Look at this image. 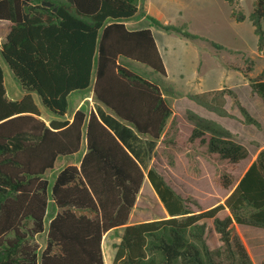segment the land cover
<instances>
[{"label": "trees", "instance_id": "obj_1", "mask_svg": "<svg viewBox=\"0 0 264 264\" xmlns=\"http://www.w3.org/2000/svg\"><path fill=\"white\" fill-rule=\"evenodd\" d=\"M138 11V0H0V20L11 22L0 56L26 91L19 100L7 97L0 63V264H105L103 238L119 227L111 264H253L234 225L264 228V148L235 182L232 171L249 149L219 122L187 110V144L215 162L224 187L234 185L223 203L199 211L149 166L158 144L177 146L178 127L164 96L173 90L128 63L167 75L151 24H126ZM231 15L251 21L263 51L264 0H253L248 15L234 8ZM149 18L166 31L198 38L185 25ZM250 70L245 75L264 103V69L255 77ZM75 91H92L94 105L82 104L70 120ZM32 93L56 119L40 118ZM226 96L245 123L261 127L229 87L189 94L204 108L232 116ZM83 144L78 166L45 177L59 156L74 155ZM145 178L167 216L128 223ZM51 203L58 211L46 225ZM208 219L221 248L207 241Z\"/></svg>", "mask_w": 264, "mask_h": 264}, {"label": "rangeland", "instance_id": "obj_2", "mask_svg": "<svg viewBox=\"0 0 264 264\" xmlns=\"http://www.w3.org/2000/svg\"><path fill=\"white\" fill-rule=\"evenodd\" d=\"M138 6V14L133 19L126 21V24L132 28L151 24L167 62L171 81L176 87H181V81L184 79L185 86H188L187 89L176 90L172 95L167 94V102L174 107L172 121L178 127L177 146L158 144L149 166L154 167L178 194L189 198L191 201L190 206L194 211L223 203L234 185L224 187L219 178V170L215 162L201 153L199 148L187 144L186 139L191 131L192 123L187 118L186 112L192 110L221 123L231 130L238 141L249 149V156L239 162L232 171L235 182H237L249 164L255 159L260 149L264 148V107L261 100H258V96H255V93L251 90L252 99L256 98L252 102V112L254 117L261 123V127H257L244 122V117L231 96H226L225 108L232 116H220L196 103L189 97V94L195 93L192 90L199 91L204 88V82H198L192 75L197 70V61L201 60L202 67L204 66L205 69L215 67V69L220 70V66H222L223 75L207 81L209 84L222 87L232 85L236 87V91L242 96L243 102H247V91L250 90L249 88L244 90V87H241L239 83L237 84L234 74L240 76L237 71L245 73L247 68L250 67L252 71L250 72L251 76H249L255 77L259 72V68L264 67V51L259 52L257 50V43L255 46L257 37L250 21H237L231 16V11L234 8L248 15L253 9V0H138ZM149 17L157 19L163 25L177 27L185 25V29L197 35L198 38H187V40L176 32L166 31L154 24ZM165 20L168 22L167 24L164 23ZM0 33H2V30H0ZM185 41L196 48L192 49L190 46H186ZM212 42L222 46V50L217 48L219 50L218 55L213 53L216 47L211 44ZM234 48L241 49L246 53L243 55L236 52L235 54L236 50ZM187 49L190 51H187ZM256 52L261 54L262 57L260 58L255 54ZM234 58H237V60ZM245 58H247L246 62L240 60ZM128 63L145 76L155 81L159 80L164 84L162 75L149 67L133 61H128ZM4 67L6 68V80L10 71L5 64ZM238 79L240 78L238 77ZM90 92H86L87 95L90 96ZM84 103L89 108L94 105V100H88ZM40 105L48 114L53 115L41 103ZM73 107L74 103L70 97L68 111L71 112ZM61 163L62 158H59L54 169L48 171L45 177L52 180V177L55 176V169L60 167ZM149 187L150 189H148ZM142 190L143 192L139 194L137 199L134 218H137V221H146L166 217L167 213L147 178L143 183ZM51 204L50 209L54 207ZM228 213L229 211L226 209L221 211L219 216L224 217ZM206 225V238L209 245L213 248H221L222 242L219 233L213 226V220H206ZM121 230L122 228L112 230L103 239L106 264L112 262L116 244L120 241ZM234 232L240 236L253 264H261L264 260V228L235 224ZM45 240L46 232L37 237L40 248L44 247Z\"/></svg>", "mask_w": 264, "mask_h": 264}, {"label": "crops", "instance_id": "obj_3", "mask_svg": "<svg viewBox=\"0 0 264 264\" xmlns=\"http://www.w3.org/2000/svg\"><path fill=\"white\" fill-rule=\"evenodd\" d=\"M250 13V12H249ZM232 16V15H231ZM233 17V16H232ZM133 19V18H132ZM244 20H249L248 18H245ZM244 20H242V21H244ZM250 21V20H249ZM128 23V22H127ZM164 23H168L166 20H165V22ZM250 23H251V21H250ZM252 24V23H251ZM128 25V24H127ZM10 26H11V22L9 21V20H0V30H2V33H0V45H1V43L5 40V37H6V35L8 34V32H9V29H10ZM253 26V25H252ZM129 28H131V29H135L134 27L132 28V27H130V26H128ZM152 29V28H151ZM152 31H153V29H152ZM253 31H254V26H253ZM153 33H154V31H153ZM178 34V33H177ZM254 34H255V32H254ZM178 35H180V34H178ZM256 35V34H255ZM154 36H155V33H154ZM180 36H182V35H180ZM182 37H184V36H182ZM256 37H257V35H256ZM185 39H187L186 37H184ZM155 39H156V37H155ZM196 39V38H195ZM258 39V38H257ZM188 40V39H187ZM156 43H157V45H158V48H159V50H160V53H161V55H162V57H163V60H164V63H165V66H166V71H167V75L166 76H162V81L164 82V85L167 87V88H169V89H171V90H173V92H175L176 90H178V91H181V90H184V89H187L188 88V86H185V81H184V79H182L183 81H181V87H176L175 85H174V83L171 81V77H170V72H169V68H168V65H167V62H166V60H165V57H164V55L162 54V50H161V48H160V46H159V44H158V42H157V40H156ZM256 43H257V41L255 42V46H256ZM185 45L186 46H190L192 49H194V48H196L194 45H190V43L188 42V41H185ZM202 47V46H201ZM221 50H222V48H220ZM235 49V48H234ZM166 50V49H165ZM197 50V49H196ZM236 51H235V54H236V52H238V53H242L243 55H244V53H246V52H244L243 50H241V49H235ZM258 50V49H257ZM187 51H190V50H188L187 49ZM264 51V50H263ZM259 52H262V51H259ZM213 53H215L216 55H218V53H219V50L217 49V48H214V52ZM252 53V52H251ZM189 54V53H188ZM255 54H257L260 58L262 57L261 56V54H259L258 52H256ZM183 55V54H182ZM235 60H237V58H234ZM246 59L247 58H245V59H240V60H242V62H246ZM133 62H135V61H133ZM0 63H1V66H2V69H3V75H4V85H5V89H6V95H7V97L9 98V99H12V100H19V99H21L24 95H25V93H26V91L24 90V89H22V87H21V85H20V83L15 79V77L13 76V74H12V72H11V70L9 69V67L7 66V64L2 60V58H1V56H0ZM136 63H138V62H136ZM4 64L7 66V68L9 69V71H10V73H9V76H8V78L5 80V67H4ZM193 65V64H192ZM197 70H196V72H195V74H192L193 75V77L198 81V82H204V88H202V90H199V91H197V90H192V91H194V92H202V91H207V90H212V89H218V88H221L222 86H217L216 84L215 85H211V84H209L207 81H209V80H211V79H213V78H215V77H219L220 75H223V73H222V66H220V70L219 69H215V67H209L208 69H205L204 68V66L202 67V61L201 60H198L197 61ZM224 68H226V67H224ZM223 68V69H224ZM241 68H242V66H241ZM261 68V69H260ZM259 68V72L257 73V75L258 74H260L262 71H263V69H264V67L262 68V67H260ZM252 71V68H251V70L248 72V75H250L251 72ZM237 72H239L240 73V76L238 75H235L234 74V76H235V81L237 82V84L239 83L240 84V86L241 87H244V90H248V88H249V90L250 91H247V96H246V101L247 102H243V98H242V96H240L239 94H238V92L236 91V87H234V86H232V85H230V87L229 88H231L233 91H235L236 92V94H237V96H238V98H239V100H240V102H241V104L244 106V107H246L247 108V110L251 113V115H253V110H252V102H253V100L254 99H256L255 97H254V99H252V95H251V90H252V88H251V86H250V84H249V81H248V78L246 77V75H245V73L244 72H242V71H237ZM11 74V75H10ZM225 74V73H224ZM256 75V76H257ZM251 76V75H250ZM238 77L240 78V79H238ZM159 81V80H158ZM244 84V85H243ZM214 86V87H213ZM91 94H90V96L89 95H87V93L84 91V92H82V91H75V92H72L70 95H69V99H70V97H71V99H72V101H73V103H74V107H73V110L71 111V112H69L68 111V114H67V117L71 120L72 119V115H73V113L79 108V107H81V105L85 102V101H88V100H93V93H92V91L90 92ZM32 96H33V99H34V102H35V104H36V106L38 107V109H39V111H40V118L41 119H43L45 122H47V123H49V121H51V120H53V119H56L57 117L53 114V115H50V114H48L42 107H41V105H40V103H41V101H40V98H39V96L36 94V93H32ZM165 96V98L167 99L168 98V96H167V94H165L164 95ZM255 96H258L257 98H258V100L260 99L261 100V102H262V104H263V107H264V103H263V101H262V99H261V97L258 95V94H256L255 93ZM68 99V100H69ZM39 100V101H38ZM167 101H168V99H167ZM42 104V103H41ZM43 106V105H42ZM44 107V106H43ZM171 107L173 108V111H174V107L171 105ZM254 116V115H253ZM221 124V123H220ZM238 140V139H237ZM85 153V144L82 146V148L80 149V151L78 152V153H76V154H74V155H70V156H59L57 159H56V161L59 159V158H62V163H61V165H60V167H58V168H56L55 169V176L57 175V173L61 170V169H63L64 167H66L67 165H79V163H80V161H81V158H82V156H83V154ZM257 156V155H256ZM256 158V157H255ZM55 164H56V162H55ZM250 165V164H249ZM55 166V165H54ZM248 168V167H247ZM53 170V169H52ZM48 171H50V170H48ZM47 171V172H48ZM46 172V173H47ZM54 176V177H55ZM54 177H52V179L54 178ZM146 179V178H145ZM145 179H144V181H145ZM50 180V179H49ZM144 183V182H143ZM142 186H143V184H142ZM148 189H150V187L148 188ZM146 191H147V189H146ZM141 192H143V190H142V187H141V189H140V192H139V194L141 193ZM148 193V192H147ZM139 194H138V196H137V199H138V197H139ZM136 204H137V200H136ZM136 204H135V206H136ZM51 205H53L54 207L53 208H51L52 209V211H51V209L49 208V215H48V218H47V220H46V222H45V224L46 225H48V223H49V221H50V217L52 216V215H55L56 214V212L58 211V208H56L55 207V205L54 204H51ZM134 210H135V207L133 208V210H132V212H131V214H130V217H129V220H128V223H137V222H142V221H137V218H134ZM52 212V213H51ZM119 228H122V230H121V232L120 233H122V231H123V227H119ZM118 228V229H119ZM112 230H114V229H112ZM112 230H110L109 232H111ZM109 232H107L106 234H105V236L109 233ZM121 235V234H120ZM104 236V237H105ZM104 239V238H103ZM112 258H113V256H112ZM105 259V258H104ZM112 263V262H111ZM106 264V263H105Z\"/></svg>", "mask_w": 264, "mask_h": 264}]
</instances>
